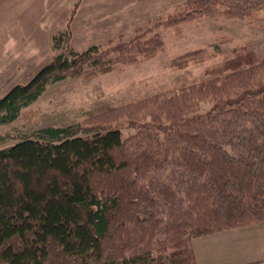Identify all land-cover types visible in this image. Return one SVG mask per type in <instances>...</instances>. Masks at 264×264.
I'll return each instance as SVG.
<instances>
[{"label":"trees","instance_id":"16d2710c","mask_svg":"<svg viewBox=\"0 0 264 264\" xmlns=\"http://www.w3.org/2000/svg\"><path fill=\"white\" fill-rule=\"evenodd\" d=\"M76 9L50 37L51 62L0 97V127L54 84L153 57L158 28L217 13L251 22L264 0H186L129 40L83 52ZM204 52L171 65H198ZM19 139L0 148V264H196L194 239L264 224V57L246 47L200 81Z\"/></svg>","mask_w":264,"mask_h":264},{"label":"rangeland","instance_id":"374dc122","mask_svg":"<svg viewBox=\"0 0 264 264\" xmlns=\"http://www.w3.org/2000/svg\"><path fill=\"white\" fill-rule=\"evenodd\" d=\"M186 0H60L45 7L46 13L28 26L12 25L17 10L9 9L8 0L0 2V97L13 87L28 84L54 54L50 37L62 31L66 19L77 6L72 25L74 48L83 52L112 39L129 40L135 33L169 15L183 11ZM122 3V4H121ZM123 7H122V6ZM26 18V15L25 17ZM164 41L161 51L132 66L86 79H69L52 85L18 121L0 127V136L10 138L0 148L13 145L19 138L48 126H65L87 121L91 113L105 108L127 106L180 85H189L203 78L206 69L231 57L234 49L246 47L264 57V9L255 12L254 20L216 14L199 17L176 27L156 30ZM204 49L206 61L184 68L172 67L171 60L187 51ZM204 56V55H203ZM130 132H125L127 137ZM260 231L264 234V225ZM220 245L199 246L204 254L224 252V263L239 264L229 257L239 252V236L224 238ZM260 239V238H259ZM258 239V240H259ZM222 245H226L221 247ZM246 259V258H245ZM210 264L202 260V264ZM222 264V263H221Z\"/></svg>","mask_w":264,"mask_h":264},{"label":"crops","instance_id":"0c3cea01","mask_svg":"<svg viewBox=\"0 0 264 264\" xmlns=\"http://www.w3.org/2000/svg\"><path fill=\"white\" fill-rule=\"evenodd\" d=\"M1 1L2 0H0V2ZM57 1L60 0H8L9 9L13 7L17 10V13H15L12 17V25L17 26L19 30L20 26L24 27L35 23L37 19H40L45 15V7L49 8ZM2 15H5V13L3 10H0V16ZM25 15L26 18H24ZM261 225L264 224H258L259 227ZM232 236H239V252L235 251L227 258H231L233 260H237L239 258V260H242L239 261V264H264V234H262L260 228L256 225H250L194 239L191 245L196 264H202L203 259L210 264H226V262L224 263V259H226L223 255L224 252L219 255L212 254L210 258L204 254L203 259L201 260L200 256L202 253H199L198 248L199 246L206 248L208 244L220 245L225 242L224 238ZM224 246L226 245H222L221 247Z\"/></svg>","mask_w":264,"mask_h":264}]
</instances>
